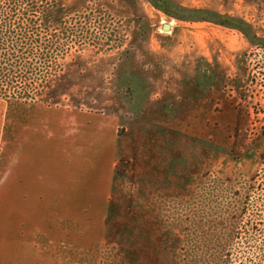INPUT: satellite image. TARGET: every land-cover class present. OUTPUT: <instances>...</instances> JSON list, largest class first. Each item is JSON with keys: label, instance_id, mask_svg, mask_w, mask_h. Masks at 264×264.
Masks as SVG:
<instances>
[{"label": "rangeland", "instance_id": "rangeland-1", "mask_svg": "<svg viewBox=\"0 0 264 264\" xmlns=\"http://www.w3.org/2000/svg\"><path fill=\"white\" fill-rule=\"evenodd\" d=\"M152 1L0 0V164L28 108L103 113L90 264H264V0H163L183 20Z\"/></svg>", "mask_w": 264, "mask_h": 264}, {"label": "crops", "instance_id": "crops-1", "mask_svg": "<svg viewBox=\"0 0 264 264\" xmlns=\"http://www.w3.org/2000/svg\"><path fill=\"white\" fill-rule=\"evenodd\" d=\"M27 110L31 137L0 164V264H90L105 239L116 122L96 112Z\"/></svg>", "mask_w": 264, "mask_h": 264}, {"label": "trees", "instance_id": "trees-1", "mask_svg": "<svg viewBox=\"0 0 264 264\" xmlns=\"http://www.w3.org/2000/svg\"><path fill=\"white\" fill-rule=\"evenodd\" d=\"M156 1L157 2L152 1L153 4L155 6H157V7H159L160 9H163V11L166 13V15L171 16V17H174L176 19L183 20V13H182V11H173L171 9H168L167 8L168 4L165 1H163V0H156ZM158 2H160V3H158ZM220 20L223 21V23H231L232 22L231 19L222 18V17H220ZM226 264H228V263H226Z\"/></svg>", "mask_w": 264, "mask_h": 264}, {"label": "water", "instance_id": "water-1", "mask_svg": "<svg viewBox=\"0 0 264 264\" xmlns=\"http://www.w3.org/2000/svg\"><path fill=\"white\" fill-rule=\"evenodd\" d=\"M167 27H169L168 25H164L163 28L167 29Z\"/></svg>", "mask_w": 264, "mask_h": 264}]
</instances>
